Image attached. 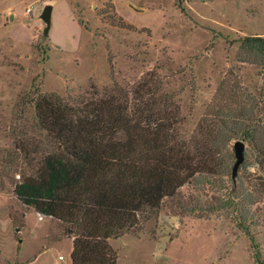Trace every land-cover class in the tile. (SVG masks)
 I'll use <instances>...</instances> for the list:
<instances>
[{
    "label": "rangeland",
    "instance_id": "rangeland-1",
    "mask_svg": "<svg viewBox=\"0 0 264 264\" xmlns=\"http://www.w3.org/2000/svg\"><path fill=\"white\" fill-rule=\"evenodd\" d=\"M181 6L183 12L176 0H0V264H53L58 249L66 264V227L12 192L35 174L48 149L35 98L53 94L73 104L92 90H130L148 72L177 107L176 129L188 146L214 114L234 130L222 137L230 139L217 155L218 173L184 184L161 200L154 218L108 240L115 264H255L253 253L264 263V197L255 196L246 213L256 247L215 204L230 185L235 141L243 158L234 176L264 182L257 163L264 129L253 141L242 134L245 117L264 127V71L237 57L238 39L264 38V0Z\"/></svg>",
    "mask_w": 264,
    "mask_h": 264
},
{
    "label": "trees",
    "instance_id": "trees-1",
    "mask_svg": "<svg viewBox=\"0 0 264 264\" xmlns=\"http://www.w3.org/2000/svg\"><path fill=\"white\" fill-rule=\"evenodd\" d=\"M176 6L183 12L181 0ZM237 42L238 61L263 72L264 38L244 37ZM153 77V72L144 74L130 90L117 85L100 94L92 90L84 93L89 98L73 104L53 94L37 96L33 102L36 125L48 149L35 174L15 184L12 192L22 205L66 227L70 264H115L108 240L138 229L156 216L163 198L221 168L217 155L230 139L222 137L233 134L234 128H226L214 114L196 127L188 146L176 129L177 107L159 91ZM258 96H264L263 89ZM261 103L264 108V99ZM245 120L243 138L253 141L255 133L264 129L262 121ZM257 152L258 165H264V143ZM229 181L222 187L224 194L215 199L216 208L225 211L250 246L256 247L246 213L256 203L255 196L264 197V182H243L231 175ZM252 259L264 264L258 253Z\"/></svg>",
    "mask_w": 264,
    "mask_h": 264
},
{
    "label": "water",
    "instance_id": "water-1",
    "mask_svg": "<svg viewBox=\"0 0 264 264\" xmlns=\"http://www.w3.org/2000/svg\"><path fill=\"white\" fill-rule=\"evenodd\" d=\"M49 11H50V7L47 6L43 9V13H42V18L47 21L49 18ZM232 151H233V155L235 158V161L232 165L231 168V174L232 176H234L236 169L238 167V165L241 163L242 158H243V145L240 141H235L232 145Z\"/></svg>",
    "mask_w": 264,
    "mask_h": 264
},
{
    "label": "crops",
    "instance_id": "crops-1",
    "mask_svg": "<svg viewBox=\"0 0 264 264\" xmlns=\"http://www.w3.org/2000/svg\"><path fill=\"white\" fill-rule=\"evenodd\" d=\"M69 253H70V242L68 241V249H67V251H66V253H65L66 264H70ZM59 255H62V250H60V249L57 250V257H58ZM61 261H63V257H62ZM28 263H31V262H28ZM56 263H57V259H56V260L54 259V260H53V264H56Z\"/></svg>",
    "mask_w": 264,
    "mask_h": 264
},
{
    "label": "built area",
    "instance_id": "built-area-1",
    "mask_svg": "<svg viewBox=\"0 0 264 264\" xmlns=\"http://www.w3.org/2000/svg\"><path fill=\"white\" fill-rule=\"evenodd\" d=\"M61 259H62V256L59 255V256L57 257V263H56V264H61V263H60Z\"/></svg>",
    "mask_w": 264,
    "mask_h": 264
},
{
    "label": "bare ground",
    "instance_id": "bare-ground-1",
    "mask_svg": "<svg viewBox=\"0 0 264 264\" xmlns=\"http://www.w3.org/2000/svg\"><path fill=\"white\" fill-rule=\"evenodd\" d=\"M39 220H41V217H38Z\"/></svg>",
    "mask_w": 264,
    "mask_h": 264
}]
</instances>
